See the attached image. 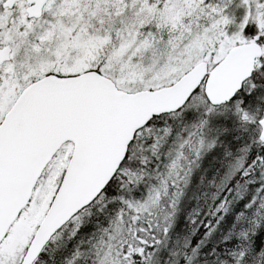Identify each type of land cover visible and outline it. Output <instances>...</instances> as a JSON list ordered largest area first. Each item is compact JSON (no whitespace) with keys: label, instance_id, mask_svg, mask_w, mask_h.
I'll list each match as a JSON object with an SVG mask.
<instances>
[{"label":"snow or ice","instance_id":"snow-or-ice-1","mask_svg":"<svg viewBox=\"0 0 264 264\" xmlns=\"http://www.w3.org/2000/svg\"><path fill=\"white\" fill-rule=\"evenodd\" d=\"M0 264H264V0H0Z\"/></svg>","mask_w":264,"mask_h":264}]
</instances>
